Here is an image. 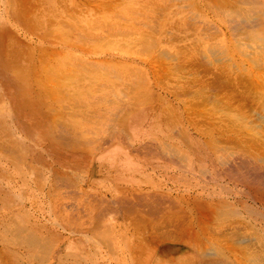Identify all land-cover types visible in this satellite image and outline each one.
I'll list each match as a JSON object with an SVG mask.
<instances>
[{
	"label": "rangeland",
	"instance_id": "1",
	"mask_svg": "<svg viewBox=\"0 0 264 264\" xmlns=\"http://www.w3.org/2000/svg\"><path fill=\"white\" fill-rule=\"evenodd\" d=\"M232 4V0H0V264H90L101 262L102 255L109 259L118 255L122 240H115L116 249L108 242L107 248L112 251H107L111 254L108 256L103 238L87 242L86 237L92 233H76L80 228L72 227L84 222L75 218L79 212L72 208L74 204L83 207V199H72L106 191L107 181L91 171L87 162L77 168L66 160L61 164L51 149L44 150L40 144H51V134L61 126L89 145L96 137L109 138L119 117L125 115L130 120L126 113L140 107L145 112L151 78H235L242 73L264 78V0L240 3L237 9L241 14L257 22L253 27L241 23L238 33L229 19L238 15L237 6L234 9ZM176 17L181 19L180 24H171ZM241 27L247 34L239 31ZM86 73L89 77L84 78ZM84 82L90 83L85 86ZM75 83L80 84L78 88ZM9 101L15 102L14 107ZM138 101L140 106H135ZM20 109L27 115L24 121L16 114ZM22 122L25 132L20 131ZM82 128L88 133L80 132ZM91 128L94 131L89 133ZM91 153L93 157L94 151ZM117 156H121L119 150L108 158ZM55 170L64 175L63 180L57 179ZM115 180L116 184L122 181L119 175ZM89 181L93 182L91 186ZM22 226L28 233L38 234L40 243L48 241L44 240L47 236L49 241L61 238L52 243L57 245L55 254L44 263L34 259L36 251L15 236L18 233L22 238ZM88 251L93 253L91 260ZM60 256L63 258L58 262Z\"/></svg>",
	"mask_w": 264,
	"mask_h": 264
},
{
	"label": "bare ground",
	"instance_id": "2",
	"mask_svg": "<svg viewBox=\"0 0 264 264\" xmlns=\"http://www.w3.org/2000/svg\"><path fill=\"white\" fill-rule=\"evenodd\" d=\"M246 1L232 0V8L237 6L235 8L238 15L229 19L235 23L232 26L237 28V33L241 23L253 27L257 22L237 9L240 3L246 4ZM187 5L183 4V7ZM180 20L176 17L171 24L179 25ZM258 20L262 21L261 18ZM211 45L214 46L213 42ZM88 74H84V78L89 77ZM245 74H239L235 78H230L229 74L226 78H151L145 112L141 111L142 107L136 110L130 108L131 113H126V118L132 119L126 120L124 115L125 120L122 116L115 120V128L107 136L109 138L96 137L91 139L89 145L76 134L72 136L74 131L61 126L51 134V144L46 141L40 144L44 150L51 149L61 164L66 160L75 167L87 162L91 165V171L94 170L95 174L103 176L107 181L106 191L85 193L84 197L72 199H83L84 205L72 206L73 210L79 212L75 218L84 220L82 224L76 222V225H72L73 228H80L76 233L83 234L84 230L91 232L86 237L87 242L103 238L106 243L102 240L101 244H107L104 245L106 248L110 242L116 249L115 240H122V244H118L119 253L111 256L112 260L99 256L98 252V255L94 253V257L98 259L99 256L102 263L95 260L90 264H264V78H251ZM97 80L93 82L96 83ZM90 82H84V85L86 83L88 86ZM78 84L75 83L77 88ZM75 85L73 84L74 87ZM85 89L80 93L90 91ZM13 97L16 98L14 95ZM13 97L11 96L12 99ZM140 104L141 102L135 106ZM72 113L76 115L78 112ZM16 114L19 118L23 117V121L27 117L23 110L16 111ZM66 124L68 126L67 122ZM20 126V131L25 132L23 122ZM93 131L91 128L89 133ZM80 132L88 133L86 128H82ZM91 150L95 154L93 157ZM118 150L121 156L108 158ZM55 172L57 170L53 171ZM58 172L55 174L57 179L63 180L64 175L61 176ZM118 175L122 181L116 184ZM113 178L115 179L112 180ZM90 181L89 186L93 184ZM24 227L20 230L22 238L21 234L14 233L15 236L19 235L17 240H26L33 251H36L32 254L34 259L46 262L56 252L57 245H53V242L56 243L61 238L49 241L46 235L44 240L49 242L40 243L37 242L41 239L39 235L34 231L28 233L27 227ZM80 240L82 241L81 238ZM109 249H103L106 255L110 252ZM90 252L89 256L93 254ZM89 256L90 259L92 256ZM62 258L60 256L58 262Z\"/></svg>",
	"mask_w": 264,
	"mask_h": 264
}]
</instances>
